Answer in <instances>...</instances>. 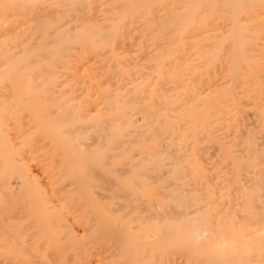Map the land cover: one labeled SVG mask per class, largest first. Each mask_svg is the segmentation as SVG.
Returning a JSON list of instances; mask_svg holds the SVG:
<instances>
[{
    "label": "bare ground",
    "instance_id": "6f19581e",
    "mask_svg": "<svg viewBox=\"0 0 264 264\" xmlns=\"http://www.w3.org/2000/svg\"><path fill=\"white\" fill-rule=\"evenodd\" d=\"M0 264H264V0H0Z\"/></svg>",
    "mask_w": 264,
    "mask_h": 264
}]
</instances>
